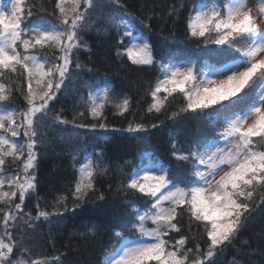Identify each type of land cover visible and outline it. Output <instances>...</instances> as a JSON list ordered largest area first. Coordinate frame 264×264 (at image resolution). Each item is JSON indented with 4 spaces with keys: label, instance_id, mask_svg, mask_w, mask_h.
Returning <instances> with one entry per match:
<instances>
[{
    "label": "snow or ice",
    "instance_id": "obj_1",
    "mask_svg": "<svg viewBox=\"0 0 264 264\" xmlns=\"http://www.w3.org/2000/svg\"><path fill=\"white\" fill-rule=\"evenodd\" d=\"M177 11L174 6L169 15ZM41 12L51 19L38 16ZM136 20L123 0H0V264H63L57 255L33 259L23 238L17 240L13 233L21 221L32 228L34 222L52 223L51 217L68 210L69 196L58 194L51 211L39 203L35 216L25 211V201L37 187L44 129L57 123L107 129L108 109L121 116L130 111V98L117 96L106 82L82 85L87 95L76 97L79 110L71 121L62 109L55 110L62 95L78 91L79 70L86 67L79 54L88 50L83 33L94 27L98 34L112 30L119 35L121 60L158 71L148 93V114L173 120L183 115L204 122L214 133L183 146L172 139L170 154L188 166L186 176H174L150 154L126 174L118 190L134 195L125 202L133 215L111 234L104 264H218L259 206L254 198L264 203V0H196L186 18V38L197 46L216 47L195 58L173 54L166 62L156 60ZM16 93L25 107L6 108L4 102ZM83 117L91 123L77 122ZM126 131L139 133L147 126L129 123ZM72 158L77 176L68 191L83 203L109 166L103 150L96 148L88 153L77 147ZM193 226L199 240L189 235ZM84 235L94 237L96 226H86Z\"/></svg>",
    "mask_w": 264,
    "mask_h": 264
},
{
    "label": "trees",
    "instance_id": "obj_2",
    "mask_svg": "<svg viewBox=\"0 0 264 264\" xmlns=\"http://www.w3.org/2000/svg\"><path fill=\"white\" fill-rule=\"evenodd\" d=\"M186 1L123 0L125 9L137 18V27L150 38L152 45L161 54L163 53L162 57L161 55L156 56L158 61L166 62L167 58L173 54L185 55L180 50L174 52L172 49L182 46L181 44L192 45L186 38L184 12L179 14L180 19L177 21L175 19L177 13L169 15L170 8L175 6L179 11L180 5H185ZM49 5L51 8L52 4H48L47 7ZM41 13H38V16ZM41 16L46 17L47 15ZM46 18L51 19L50 16ZM149 18L147 24L139 23L140 19L146 21ZM90 34V53L79 57L80 63L86 67L79 70L80 77L75 85L78 91L62 95L58 101L54 102L55 110L60 112L62 109L64 117L71 121L75 112L79 110L74 107L76 97L80 94L87 95V89L82 87L85 82L101 86L106 82L116 95H129L133 110L123 116L119 114L113 116L112 113L107 112L108 127L104 133H90L83 128H74L71 123L67 125L57 123L52 130L44 129L46 139L43 146L39 148L35 169L37 187L35 194L30 199H26L25 211L35 216L37 203L42 208L47 207V210L51 211L50 206L58 194H67L69 199L67 201L68 210L64 211L61 216L51 217L52 223L41 219L34 222L32 228H28L21 221L20 228L13 229L17 240L23 238L22 243L31 250L33 259L57 255L60 256L63 264H101V260L103 261L108 251L111 234L114 230L122 228L133 215L125 202L135 198L134 195L118 190L121 181L126 180V174H130L134 167L133 153L143 156L141 150L150 146L148 154L161 161L165 167L170 168L168 164L175 160L170 154L172 139L184 145L187 141L189 142L187 134L192 131L190 127L184 125L185 122L179 116L173 120L164 114L157 116L146 112L147 89L151 84L152 74L158 73L155 68H139L131 65L126 58L121 60L115 56V42L113 38L111 39L109 31L98 34L95 28ZM160 36L165 39L173 38L174 45L170 40L168 44L158 45L157 40ZM177 43L180 44L177 45ZM186 53L193 58L201 55L200 52L192 50ZM89 68L91 71H88ZM12 86L15 87V85ZM4 103L6 108L25 107L23 97L18 93L14 94L10 101ZM172 109H174L173 106ZM132 121L145 125L155 123L158 126L145 133L132 136H129L128 132L125 136L122 132L125 131L126 124ZM77 122L91 123L86 117L78 118ZM76 141L78 143H75ZM77 147H86L88 153H91L93 148L98 151L103 150L104 163L109 166L108 174L97 179L95 191L90 193L89 199L83 203L74 201L68 191L77 176L72 158ZM81 159H83V153H81ZM5 167L8 172L12 171L7 165ZM176 168L175 171H178L179 167ZM175 171L174 174H176ZM100 195L104 196L103 200L98 199ZM77 203L79 206L74 207ZM139 204L142 206L144 200H140ZM254 204L259 206L251 211L249 220L239 237L218 258V264H233V262L235 264H264V203H261L257 196L254 198ZM90 224L96 226V235L86 238L85 229ZM127 235L135 237L136 234ZM189 235L200 239L195 226ZM191 243L194 245L196 241L193 240ZM38 253L43 255L38 257Z\"/></svg>",
    "mask_w": 264,
    "mask_h": 264
},
{
    "label": "rangeland",
    "instance_id": "obj_3",
    "mask_svg": "<svg viewBox=\"0 0 264 264\" xmlns=\"http://www.w3.org/2000/svg\"><path fill=\"white\" fill-rule=\"evenodd\" d=\"M41 0H34V2H40ZM45 1V0H44ZM196 2V0H187L186 1V3H185V7L184 8H179V11H177V15H176V21L177 20H179L180 18H179V14L180 13H182V12H184L183 14H184V17H185V19L187 18V15H188V11H189V8H190V6L193 4V3H195ZM48 4H51V3H47V5ZM49 11H51V9H52V7L50 8V5H49ZM127 11V10H126ZM128 13H131L133 16H134V14L132 13V12H129V11H127ZM41 15H47V14H45V13H41L40 14V16ZM47 17V16H46ZM151 17V16H150ZM140 20H143V19H140ZM150 20V18L149 19H147L146 21H144V24H147V21H149ZM136 23H137V20H136ZM186 27V26H185ZM138 28V27H137ZM95 28H93L92 30H90V31H87V32H85V33H83V40L87 43V45H88V50H81V52H80V54H79V57H81L82 55H86V54H89L90 53V49H91V46H90V42H89V39H90V36H91V32L94 30ZM138 30L139 31H142L141 29H139L138 28ZM110 32V34H111V39L113 38V41L115 42V50H114V55L115 56H117V50L121 47V45L119 44V39H120V37H119V35H117V33L115 32V31H112V30H110L109 31ZM144 35V34H143ZM145 37H147L146 35H144ZM147 39L149 40V42L152 44V41L150 40V38L149 37H147ZM173 39V38H172ZM172 39H165V38H162L161 36H160V39H158L157 40V43H158V45H161V44H168V42H169V40H170V42L174 45V43L172 42L173 40ZM184 40H186V39H184ZM190 41V40H189ZM189 41L188 40H186V42H188L189 43ZM126 43H127V41H125ZM181 42V41H180ZM190 43L192 44V45H189V44H186V45H183V44H181L182 46H180V47H177V48H174V49H172V50H174V52H178L179 50L183 53V54H187L186 52L187 51H194V52H200V54H203L205 51H206V49L207 48H213V47H216L215 45H212V44H208V45H206V46H197V44L195 43V42H193V41H190ZM178 44H180V43H177V45ZM194 47V48H193ZM187 49V51H185ZM194 49V50H193ZM175 50H178V51H175ZM153 53H154V56H155V58H156V56H159V55H161V57H162V54H161V52L160 51H158L156 48H155V46H153ZM190 54H191V52H190ZM189 54V55H190ZM170 55V54H169ZM175 55H177V54H175ZM195 55H196V53H195ZM118 57V56H117ZM159 74L157 73L156 75L154 74H152V79H151V84H150V86H149V88L147 89V103H150L151 102V98H150V96H149V90H150V88H151V86L154 84V81H155V79H156V77L158 76ZM117 96H127V97H129L130 98V96L129 95H126V94H122V95H117ZM173 106V108L175 109V107H176V105H175V103L172 105ZM58 109V108H57ZM133 109H132V104H131V106H130V111H132ZM113 109H108V111L107 112H109V113H112V115L113 116H117L118 114H113ZM132 113V112H131ZM134 113V112H133ZM137 114V113H136ZM180 118H182V121H184L185 122V124L184 125H186V127L188 126V127H190V134H187V139L189 140V142L187 141V143L186 144H184V145H189V144H191L192 142H193V140L196 138V137H198V136H208V137H210V136H212L214 133H213V130L212 129H210V128H208V127H206V125L204 124V122H202V121H199V120H191V119H186V118H184V116L183 115H181V116H179ZM107 121V120H106ZM131 123H133V124H135V123H139L138 121L137 122H135V121H132ZM55 126V124H53L52 125V127L51 128H48L49 130H52V129H54L53 127ZM128 126H129V124H126V126H125V131H123L122 133H125V136H126V134L128 133L127 131H126V129L128 128ZM147 126V131H149V130H151L152 129V127H151V125H146ZM46 129V128H45ZM112 129V128H111ZM86 131H90V133H104V131H106L105 129H99V128H97L96 130H90V129H85ZM111 131V130H110ZM119 131V130H118ZM118 131H114L115 133H118ZM120 132V131H119ZM146 131H143V132H139V133H130L129 134V136H132L133 134L134 135H136V134H141V133H145ZM122 135H124V134H122ZM181 146H183V145H181ZM150 146H147L144 150H141L142 152V154H143V156H140L139 155V153H133V158H134V162H133V165L134 166H136L138 163H140V161H141V158L142 157H144L145 156V154H148V153H150ZM151 156V155H150ZM152 157V156H151ZM161 162V161H160ZM162 163V162H161ZM168 166L170 167V170H171V172L174 174V171L177 169L176 167H179V169H178V171H175V173L176 174H174V176H186V175H188L189 174V171H188V166H186V165H183L181 162H178V161H176V160H173V162L171 163H169L168 164ZM132 171V170H131ZM129 173H130V171H129ZM127 222H129V220L127 221ZM20 228V225H19V227L17 228V229H19ZM127 234H130V235H132V233L130 232V233H127ZM16 239H17V237H16ZM111 243H116L115 241H111ZM109 244H110V242H109ZM108 250H109V245H108ZM101 264H104V259H103V261L101 260Z\"/></svg>",
    "mask_w": 264,
    "mask_h": 264
}]
</instances>
